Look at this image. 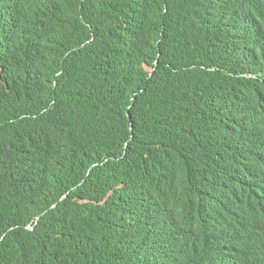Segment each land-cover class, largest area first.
Here are the masks:
<instances>
[{
	"label": "trees",
	"instance_id": "16d2710c",
	"mask_svg": "<svg viewBox=\"0 0 264 264\" xmlns=\"http://www.w3.org/2000/svg\"><path fill=\"white\" fill-rule=\"evenodd\" d=\"M263 40L264 0H0V264H156L169 221L245 190ZM104 161L133 197L123 232L88 227Z\"/></svg>",
	"mask_w": 264,
	"mask_h": 264
},
{
	"label": "clouds",
	"instance_id": "9594fccd",
	"mask_svg": "<svg viewBox=\"0 0 264 264\" xmlns=\"http://www.w3.org/2000/svg\"><path fill=\"white\" fill-rule=\"evenodd\" d=\"M165 13L166 10L163 14ZM258 88L261 111L264 85ZM229 89L232 91L233 87H229ZM245 113L243 110L239 111L238 122L242 127V119L247 117V128L251 131L253 121L249 114ZM261 119L262 117L257 119L256 129L258 158L262 149ZM131 142L125 143L124 153L117 155L122 161L126 158ZM91 167L93 169L100 167V184L106 193L104 199L107 201H102L100 204L95 203L89 208L87 212L91 216V221L88 227L95 229L101 226L100 230L108 233L123 232L126 225L125 215L133 213V197L128 196L127 190L120 192L125 186V181L119 177V170L118 174L114 173L113 167L108 166L105 161L95 163ZM254 169V163L251 160L248 168L249 174ZM237 171L239 172L240 168L231 169L233 177ZM116 178H119V182L117 187H114ZM235 178H237V183L233 182L232 185L226 187L221 196L217 198L205 196L202 202L201 200L195 201L192 212L187 215L188 218H192L191 226H195V228L188 230L182 227L180 233L172 231L169 240L157 243L153 248H150V258L156 264H169V257L170 264H229L240 258L242 264H264V171L259 164L256 167V175L247 182L245 190L244 184H242L244 173H239ZM84 179L96 182L93 177L89 178V174ZM235 187L239 189L237 194L234 191ZM115 190L117 197H115ZM244 192H246V198H244ZM116 198L117 205L114 216L104 215L106 208L113 204ZM235 198L238 201H235ZM202 203L205 207L207 204H211L212 208H207V211L204 208L201 212L199 206ZM227 207L229 209L225 210L224 208ZM225 212L231 219L221 218ZM115 213H117V217H115ZM202 213L213 215L202 217ZM214 216H218L219 219Z\"/></svg>",
	"mask_w": 264,
	"mask_h": 264
},
{
	"label": "bare ground",
	"instance_id": "6f19581e",
	"mask_svg": "<svg viewBox=\"0 0 264 264\" xmlns=\"http://www.w3.org/2000/svg\"><path fill=\"white\" fill-rule=\"evenodd\" d=\"M221 19V18H220ZM223 20V19H222ZM263 43H264V40H263ZM262 52H264V46H262ZM261 63H262V72L259 74L260 77L264 76V54L261 56ZM257 124V122H256ZM257 127L252 131V134L255 138V142L258 138V133H257ZM260 139L262 141V149H261V152H260V156L258 158L257 156V149L254 150V152L251 154L250 156V159L253 161L254 163V170L250 173L252 176H255L256 175V167L260 164L261 168L263 169L264 171V121L261 120L260 121ZM248 163H249V155H248ZM247 186V183L245 184ZM114 187H117V183H115ZM124 188H126V185L124 186ZM115 197H117V192L115 190ZM243 198V197H242ZM244 198H246V192H244ZM244 200V199H243ZM102 201H107V199H104V200H101V198L99 199H96L95 202H93L92 204H100ZM144 203L143 205L141 206V209L144 210ZM256 207V206H255ZM254 207V208H255ZM206 211H207V208H206ZM162 233V221L160 222V230H159V234ZM172 234V228H171V221L168 222V240L170 238ZM164 237H160L159 236V240L160 241H163ZM144 244V243H143ZM169 259V264H170V257L168 258ZM245 259V258H244Z\"/></svg>",
	"mask_w": 264,
	"mask_h": 264
}]
</instances>
